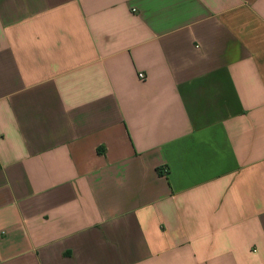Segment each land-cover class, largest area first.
Returning <instances> with one entry per match:
<instances>
[{
    "label": "crops",
    "instance_id": "0c3cea01",
    "mask_svg": "<svg viewBox=\"0 0 264 264\" xmlns=\"http://www.w3.org/2000/svg\"><path fill=\"white\" fill-rule=\"evenodd\" d=\"M0 264H264V0H0Z\"/></svg>",
    "mask_w": 264,
    "mask_h": 264
},
{
    "label": "built area",
    "instance_id": "2783aa9c",
    "mask_svg": "<svg viewBox=\"0 0 264 264\" xmlns=\"http://www.w3.org/2000/svg\"><path fill=\"white\" fill-rule=\"evenodd\" d=\"M139 78H141L142 80L146 79V74L143 72L139 73Z\"/></svg>",
    "mask_w": 264,
    "mask_h": 264
}]
</instances>
